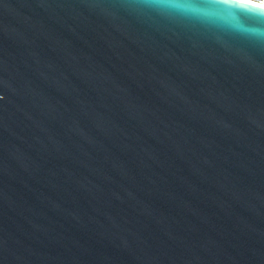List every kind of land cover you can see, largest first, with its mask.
Returning a JSON list of instances; mask_svg holds the SVG:
<instances>
[{"label":"water","instance_id":"95a60500","mask_svg":"<svg viewBox=\"0 0 264 264\" xmlns=\"http://www.w3.org/2000/svg\"><path fill=\"white\" fill-rule=\"evenodd\" d=\"M217 2L0 0V264H264V20Z\"/></svg>","mask_w":264,"mask_h":264},{"label":"snow or ice","instance_id":"6c2138e0","mask_svg":"<svg viewBox=\"0 0 264 264\" xmlns=\"http://www.w3.org/2000/svg\"><path fill=\"white\" fill-rule=\"evenodd\" d=\"M218 13H227L233 18H249L253 20H264V12L254 7H242L239 4H230L229 0H218L214 5ZM243 28V25H241ZM246 31H254L252 29H244Z\"/></svg>","mask_w":264,"mask_h":264},{"label":"built area","instance_id":"2783aa9c","mask_svg":"<svg viewBox=\"0 0 264 264\" xmlns=\"http://www.w3.org/2000/svg\"><path fill=\"white\" fill-rule=\"evenodd\" d=\"M249 1H252L254 2L255 4H258V5H264V0H249Z\"/></svg>","mask_w":264,"mask_h":264},{"label":"bare ground","instance_id":"6f19581e","mask_svg":"<svg viewBox=\"0 0 264 264\" xmlns=\"http://www.w3.org/2000/svg\"><path fill=\"white\" fill-rule=\"evenodd\" d=\"M241 1H246V2H250V3H254V2H252V1H249V0H241ZM264 6V5H263Z\"/></svg>","mask_w":264,"mask_h":264}]
</instances>
